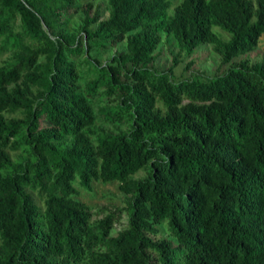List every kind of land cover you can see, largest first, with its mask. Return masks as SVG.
Wrapping results in <instances>:
<instances>
[{
    "label": "trees",
    "instance_id": "1",
    "mask_svg": "<svg viewBox=\"0 0 264 264\" xmlns=\"http://www.w3.org/2000/svg\"><path fill=\"white\" fill-rule=\"evenodd\" d=\"M93 1L0 0V264H264V53L235 59L264 0H105V18ZM75 2L86 51L124 40L107 63L40 26ZM161 33L186 54L210 43L216 71L152 68ZM95 96L125 129L93 124ZM96 179L127 195L115 232L114 211L92 220L74 197Z\"/></svg>",
    "mask_w": 264,
    "mask_h": 264
},
{
    "label": "rangeland",
    "instance_id": "2",
    "mask_svg": "<svg viewBox=\"0 0 264 264\" xmlns=\"http://www.w3.org/2000/svg\"><path fill=\"white\" fill-rule=\"evenodd\" d=\"M174 4L177 0H171ZM81 2H75L72 7H75L74 11H70L69 15L64 17L60 27L56 30L48 29L42 21L38 18V22L42 29L52 37L56 42L58 37L56 36L58 32L66 34L68 37L69 45L79 44L81 46L79 50V57L77 61L82 56H88L90 58L96 59L100 64H105L108 62L109 58L116 52L122 51L124 49V40L118 41L113 46H98L94 44L89 51L85 50L84 35L79 29L80 19L82 13L80 10ZM93 5H99L101 18L107 16V10L105 9V0H94ZM18 19H16V24ZM215 31L224 35L222 31L213 27ZM14 49H8L0 54V62L7 56L13 53ZM156 54L155 59L152 62V68L157 71H162L171 66V71L176 78L191 77L194 75H199L200 78L204 75H213L216 71V66L218 63V55L212 50L210 43L201 42L199 43L192 52L186 54L184 51L179 50L173 39L167 38L164 33H161L160 41L158 42L156 48L154 49ZM264 53V33L260 34L255 47L248 51L247 53L236 57L235 59H246L249 63L259 60ZM177 55V60L172 63L173 57ZM190 61V64L184 68L185 64ZM172 64V65H171ZM227 65L220 67V69L225 68ZM82 82H80L81 85ZM114 100L99 99L97 96L90 99V105L95 115L93 124L96 127L102 128L104 130L117 132L118 130H123L126 128L127 124L124 121L120 122H109L102 118L101 114L98 112V107L103 104L113 103ZM93 138V136H90ZM143 171L139 170L133 174L134 177L142 176ZM74 186L77 188V193L74 195L76 199L83 202L90 212V219H98L102 217L108 211H114L116 213V218L112 222L111 232H115L126 224L127 213L125 211L126 198L127 195L121 192L117 187V182L115 180L101 181L99 179L91 180L89 188H84L80 186L77 181H74ZM154 238L159 236L169 237L164 227L160 225V231L151 235Z\"/></svg>",
    "mask_w": 264,
    "mask_h": 264
}]
</instances>
